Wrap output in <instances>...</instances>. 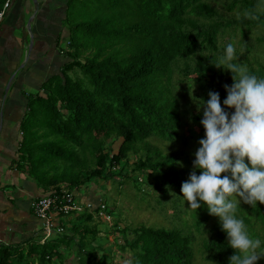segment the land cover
Segmentation results:
<instances>
[{
  "label": "trees",
  "instance_id": "16d2710c",
  "mask_svg": "<svg viewBox=\"0 0 264 264\" xmlns=\"http://www.w3.org/2000/svg\"><path fill=\"white\" fill-rule=\"evenodd\" d=\"M5 2L0 0V11ZM72 2L67 0L64 18L67 61L27 100L18 166L22 164L42 193L58 194L61 185L74 192L126 175L128 179L138 176L137 183L149 177L166 186L180 167V149L164 154L149 140L173 145L183 126L191 130L193 124H201L210 91L218 92L223 103L227 98L224 85L231 86L233 80L230 71L213 65L226 49L222 40L235 32L245 36L260 29L262 34L256 39L264 43V0H106V11L102 0H88L99 12L88 19L84 11H73V21L68 17ZM214 2L228 12L237 10L238 17L225 19ZM245 10L252 15L245 16ZM72 71L80 76L71 78ZM175 74L184 79L175 81ZM190 74L196 77L189 79ZM249 74L264 78V66ZM184 80L189 81L186 89ZM191 86L196 89L192 96L187 91ZM113 144L117 145L114 154ZM88 150L94 165L78 168L81 152ZM87 202L89 209L71 211L75 221H68L64 233L43 245L31 243L28 250L0 247V264H53L54 260L65 264L72 251L76 264H112L113 251L103 248L106 239L92 224L89 210L94 199ZM102 204L107 210L106 203ZM244 206L237 207L235 216L244 221L251 238L260 239L257 251L264 252V204ZM213 217L208 214L194 223L197 235L210 234L201 241L204 260L229 264L235 250L228 246L219 220L207 229ZM66 218L61 216L60 223ZM255 228L262 235H255ZM118 229L114 224L113 232ZM122 232L125 236L133 232L123 248L130 251L133 264H192L191 239L178 229L142 226ZM257 264H264V258Z\"/></svg>",
  "mask_w": 264,
  "mask_h": 264
},
{
  "label": "clouds",
  "instance_id": "9594fccd",
  "mask_svg": "<svg viewBox=\"0 0 264 264\" xmlns=\"http://www.w3.org/2000/svg\"><path fill=\"white\" fill-rule=\"evenodd\" d=\"M244 15L251 16V10H245ZM237 59L234 45L229 43L224 54L213 63L216 68L232 73V85H224L227 98L223 105L234 111H226L221 106L218 92L208 93L209 99L203 104L200 121L205 135L199 140L193 170L188 180L182 183L181 192L190 209L198 210L204 205L210 215L219 217L221 229L227 233L228 246L235 250L229 257V264H257L264 258V252L257 251L261 241L250 237L244 221L235 216L238 201L229 198L236 194L252 207H256L257 202L264 204V78L249 74L245 66L234 62ZM70 192L76 202L80 201L76 191ZM87 201L79 202L82 210L84 207L89 209ZM89 212L93 220H96L95 216L103 222L111 220L99 197L94 199ZM119 231L112 230L113 233ZM50 234L51 238L57 236ZM122 238L120 250L132 235H123ZM45 241L41 240L39 244L43 245Z\"/></svg>",
  "mask_w": 264,
  "mask_h": 264
},
{
  "label": "rangeland",
  "instance_id": "374dc122",
  "mask_svg": "<svg viewBox=\"0 0 264 264\" xmlns=\"http://www.w3.org/2000/svg\"><path fill=\"white\" fill-rule=\"evenodd\" d=\"M38 1L40 0H37V3ZM105 3L106 0H102L101 4L105 5L104 7L106 11L107 5ZM30 5L31 6L29 7V13H31L32 16V13H34L36 10V6L33 1L30 2ZM215 5L225 19L238 17L239 15L237 10H234L232 12L226 11L224 6H222L219 2ZM88 7L90 8L89 14L87 13ZM62 8L64 11V15L67 14L65 4L59 6L60 10ZM78 10L84 11V16L88 19L95 17L99 12L95 9V6L88 2V0H73L72 5L69 7L68 17L73 11ZM59 12L53 13L50 21H58L60 17L62 18L63 16ZM37 14L35 15V17H37ZM70 18L73 21V15H71ZM28 20L24 25V30L26 31L28 38L30 39V35L33 34V31L32 25L30 26V33L28 31ZM61 23L62 28H67L65 20H63ZM47 28L50 30V26H47ZM59 32L60 34L63 33L60 30ZM261 34L262 32L260 29H254L250 33H246L245 36H242L239 32H235L225 36V38L222 40V43H227L226 46L229 43H232L234 45L235 53L238 58L234 62L245 66L249 73L253 70H258L260 66H264V43L258 42V40L256 39ZM53 36H55V34H53ZM68 40V36H65L63 34L62 36H59L58 43L60 45H58V49H65L67 47ZM42 55L43 56L40 58V60L46 56V52H43ZM49 71L51 74H53L56 70L54 67H51ZM68 75L73 79L75 78V76H80L78 72L76 73V71H72ZM195 77L196 75L190 74L188 78L194 79ZM183 79L184 77L181 75H174L175 81ZM187 83H189L188 80L183 81L184 88L186 87ZM187 91L189 95L192 96L196 92L195 86L187 88ZM221 106L225 107L223 103H221ZM61 114L66 115V112L61 110ZM189 127V125L183 126L181 132L177 134L176 142L175 140L174 142H172L173 145L169 144V141H160L156 138H151L149 140L152 144L159 146L160 151L164 154H168L169 151L173 148L180 149L179 161L181 164L178 168L177 173L173 176L174 180H171V182L166 186H163L162 184L157 182L159 190L155 189V184L157 183L149 177L144 178V181L142 183H140L139 180L138 183L134 182V180L138 177L136 175H133L130 179H128L126 175L123 178H115L114 180H99L95 182L97 185L90 184L87 186H81L77 189L76 193L78 194L77 196H79V198L82 196H86V194H89V198L95 199L99 197V199H101L104 204L106 203L105 205L107 206V213L111 216V220L103 222L95 216L94 219H96L97 221L94 220L92 224L96 225L100 229V237L106 239V241L103 243V248L111 246L113 251L112 264H132V260L130 258L131 256L129 253L130 251L128 250V252L126 250H120V246L123 245L124 240L122 238V236L124 235L122 231L127 229L131 233L134 229L142 226L151 229H178L182 231L191 239L192 264H209L204 260L201 241L204 238H208L210 234H208L207 232L204 235H197L196 227H194V223L196 224L197 221L202 222V220L208 216L209 212L207 210V207L204 205H202L198 210L190 209L188 202L183 198V194L181 192L182 183L188 180L189 174L193 170V160L195 159L194 154L200 147L199 140L204 138L205 135V130H203L202 124H193L191 126V130L187 129ZM109 144H107V146H109ZM111 148L113 154L117 152L116 144L111 145ZM90 152V150H88V152L86 153H84L83 151L81 152V165H79L78 168L83 169L94 165V157L90 156ZM130 160V163L133 162L132 156H130ZM196 171L197 175H199L200 170L197 169ZM221 175L223 176L224 174ZM45 194H47V192ZM229 199L238 201L237 207L245 208V203L236 194H234ZM79 207L80 209L76 211V213L74 212L75 214L83 212L82 205H80ZM217 220H219V217L216 216L209 219L207 229H211V225ZM68 221H75L73 214L67 216L63 223L66 224ZM78 224L79 223L76 224V222H73V226H78ZM114 224H117V228L119 227V230L122 233H120V231L116 233L112 232ZM259 230V228H255L253 230L254 234L262 235V232H260ZM194 235L196 236V240ZM103 239L101 241H103ZM62 253L67 255L66 253H68V250H64L62 251ZM76 260L77 259L74 256V252L72 251L71 255H67L65 264H76ZM53 262V264H58V260H54Z\"/></svg>",
  "mask_w": 264,
  "mask_h": 264
},
{
  "label": "crops",
  "instance_id": "0c3cea01",
  "mask_svg": "<svg viewBox=\"0 0 264 264\" xmlns=\"http://www.w3.org/2000/svg\"><path fill=\"white\" fill-rule=\"evenodd\" d=\"M31 1L12 0L0 25V247L25 250L31 243L52 235L47 234L42 221L31 210V202L43 195L42 190L22 164L18 166V150L23 139L21 124L28 111L29 96L40 92L43 82L67 61L65 49H58V41L62 34L68 36L61 23L65 18L64 6L59 9L63 4L66 9L67 0H40L37 17L31 22L33 45L29 52L30 39L24 25L31 16ZM58 12L63 17L50 21L53 13ZM43 52L46 56L40 60ZM51 67L56 70L53 74L49 71ZM79 200L83 203L91 198L86 194Z\"/></svg>",
  "mask_w": 264,
  "mask_h": 264
},
{
  "label": "built area",
  "instance_id": "2783aa9c",
  "mask_svg": "<svg viewBox=\"0 0 264 264\" xmlns=\"http://www.w3.org/2000/svg\"><path fill=\"white\" fill-rule=\"evenodd\" d=\"M12 0H6L0 11V25L11 6ZM58 194L50 192L49 194L35 199L31 202V210L36 219L42 221V227L50 234H62L65 227L60 223L61 216H67L73 210H77L79 206L74 199L73 193L66 187L60 186ZM90 208V204L86 205Z\"/></svg>",
  "mask_w": 264,
  "mask_h": 264
},
{
  "label": "water",
  "instance_id": "95a60500",
  "mask_svg": "<svg viewBox=\"0 0 264 264\" xmlns=\"http://www.w3.org/2000/svg\"><path fill=\"white\" fill-rule=\"evenodd\" d=\"M33 2H34V4H35V6H36V10H35V12L34 13H32V16L29 18V20H28V22H27V26H28V31H29V33H30V31H31V29H30V26H31V22H32V20L35 18V15L37 14V12H38V7H39V5H38V3H37V0H33ZM33 35H30V42H29V52H30V49H31V47H32V45H33ZM12 77H14V76H12ZM8 87H9V85L6 87V91H7V89H8Z\"/></svg>",
  "mask_w": 264,
  "mask_h": 264
}]
</instances>
